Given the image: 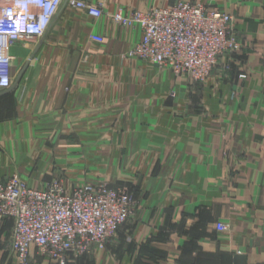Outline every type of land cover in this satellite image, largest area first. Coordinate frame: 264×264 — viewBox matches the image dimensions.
Instances as JSON below:
<instances>
[{
  "label": "crops",
  "instance_id": "0c3cea01",
  "mask_svg": "<svg viewBox=\"0 0 264 264\" xmlns=\"http://www.w3.org/2000/svg\"><path fill=\"white\" fill-rule=\"evenodd\" d=\"M85 1L102 4L104 15L96 18L64 5L42 38L18 41L11 48L16 81L13 88L0 89V179L16 169L10 150L18 153L20 136L23 157L41 151L43 143L34 139L42 136L34 130L20 134L17 127H76L80 142L110 141L120 159L115 177L97 174L91 182L105 176L111 183L134 184L135 206L107 246L89 256L71 255L67 264H264V102L252 106L253 99L247 102L245 96L264 99V0H194L234 16L244 48L229 56L232 69L249 76L230 83L213 72L199 85L176 77V86L181 92L191 87L212 101L213 94L227 90L238 97L230 105L209 106L215 112L226 107V127L215 118L187 116L192 108L171 99L164 88L132 91L145 96L133 100L125 95L105 99L117 94L112 93L115 86L94 81L102 77L101 64L125 61L131 74L149 64L157 69L150 61L126 58L142 40V29L116 24L110 16L167 7L176 0ZM91 35L103 41L91 40ZM75 48L88 50L90 63L98 64L85 72L84 78L94 81L90 86L75 83ZM31 56L34 64L25 70ZM251 109L256 114H249ZM136 174L140 179L134 180ZM28 181L41 189L37 178ZM218 222L230 228L220 231ZM13 226L12 219L0 221V264H21L10 250ZM28 264L57 263L33 246Z\"/></svg>",
  "mask_w": 264,
  "mask_h": 264
},
{
  "label": "built area",
  "instance_id": "2783aa9c",
  "mask_svg": "<svg viewBox=\"0 0 264 264\" xmlns=\"http://www.w3.org/2000/svg\"><path fill=\"white\" fill-rule=\"evenodd\" d=\"M64 5L96 18L104 15L102 4L85 0H0V89L15 85L12 46L42 38ZM110 18L142 29L143 38L130 56L194 83L205 82L224 57L243 48L231 13L194 0L131 14L120 11ZM90 38L103 41L97 35ZM134 206L132 191L121 186L87 183L68 190L56 180L36 189L18 177L0 181V221L14 222L10 250L21 264H28L33 246L57 264H67L71 255L89 256L117 236ZM216 228L224 231L230 225L218 222Z\"/></svg>",
  "mask_w": 264,
  "mask_h": 264
},
{
  "label": "rangeland",
  "instance_id": "374dc122",
  "mask_svg": "<svg viewBox=\"0 0 264 264\" xmlns=\"http://www.w3.org/2000/svg\"><path fill=\"white\" fill-rule=\"evenodd\" d=\"M63 11H64L63 14H65L67 10H63ZM74 50L76 52L74 55L75 65L73 70L76 78L75 83L77 84L78 82L79 84L89 85L94 81L95 82L99 81L100 82L99 84L104 87L115 86L112 87L113 89L115 88V90H113L112 93H117V94L106 95V97H104L105 99L108 98L114 99L117 97H123V95H125L128 96L127 98H131L133 100L145 96L140 94L132 95L131 94L132 91L138 90V93H140L150 90L151 88H164L166 92L167 91L169 92L168 95L171 99H176L175 101H180L182 103L188 104L192 108V110L190 109L187 111L186 114L187 116L202 115L203 117L206 118H215V120H219L220 125L225 127H226L225 121L228 115V111L226 110V107H221L222 109L219 112H215L214 109L209 106H214L215 105L214 103H219V104L227 103L230 105V103L232 102L236 103L239 100L238 97H234L233 95H231V92L229 90H227V93H225L224 95L222 94L219 95L218 93H216V95L213 94L212 95L213 101L210 100L211 96H209L206 99H203V95H201L200 92L198 91H193V89L190 86L189 89L185 88V90L181 92L178 90V87L176 86L177 84L175 82L176 76L174 75L175 76L174 77L172 76V74L167 73L170 71L169 68H161L158 67L156 64H154L156 65V68L158 69L157 70L154 68V66L152 67V65L149 64L148 60L139 57L130 56L129 55L130 50L127 52L126 56L128 57L125 56L126 58L142 60L143 62L149 64V67H147V65H144L142 66V68H140L138 72L131 74L128 71V69L124 67V65L126 64L125 61L115 64H109V65L101 64L99 66L101 68V71L100 73H98L100 76H102L101 79H95L94 81H92L89 78H84L85 72L89 73L90 68L98 67V64L90 63L91 55L88 50H84L82 48H75ZM34 57L35 56H31L27 59V62L25 63L26 64L25 70H27L31 64H34L33 62L35 61ZM35 63H37V61ZM232 65H233L232 58H230L229 56H227V58L224 57L215 67L213 72L217 74L220 72L219 74L222 76V79L228 80V82L230 83H233L234 78H237V76L239 77L240 80H246L248 78L249 75L246 71L240 72L238 74L236 71H233ZM218 69L221 70L217 71ZM235 72L237 73V75H235ZM241 74H245L246 77L245 78L240 77ZM177 78H182V77H177ZM192 83L195 85L200 84L194 82ZM192 87L194 88L195 86ZM155 93H157V91ZM245 96H248L247 102L253 99L251 102L252 106H257L259 102L260 103L264 102V99L257 95H245ZM202 103L204 106L200 107ZM205 103H208V105H206ZM210 108H212V110H210ZM256 112H254V110L251 109L249 111V114H253V113L256 114ZM17 130L18 132H20V134L22 133V130H25V133L27 131L34 130L37 135H41L42 138L34 139L35 141L34 143L36 142L43 143L41 146V151H35V152L30 151L34 153L33 156L23 157L21 152H25V144L23 143L20 136V139L18 141L19 145H17L16 148L18 153L15 154L14 148L10 150V153L12 154V161L15 162L16 169L13 171V173H11V175L7 176L6 178L0 179V181H5L18 177L24 180L29 186H31L28 180L34 177L40 181L39 188H44L47 186V184L57 180L59 183H61L64 186L65 189L68 190H71L73 187L82 186L87 183L95 184V185L106 184L111 187L121 186V187L129 188L131 191L135 190L134 184L130 185L125 182L111 183L108 181V178L105 176H102V178H106V180H99L102 182L99 183L91 182L93 181V179L97 178V174H106L110 178L115 177L114 175L116 172V168L117 166L120 167V159L115 157L114 151L110 148L112 142L110 141L106 143H98L95 141L80 142L79 139L82 138V134L78 132L79 131L78 128L62 127L61 125H59L58 127L43 126V127H35V128H31V127L22 128L21 126H19L17 127ZM113 131H120V128H114ZM108 136H110V134ZM111 137L112 136L108 138ZM260 139L261 142H263L264 144V135L261 136ZM224 146H225L224 149H227L228 145L224 144ZM14 154L15 155L21 154L23 158L21 157L15 158ZM84 154H89V156L85 157ZM134 178H135L134 180H137V178H139V175L136 174Z\"/></svg>",
  "mask_w": 264,
  "mask_h": 264
}]
</instances>
